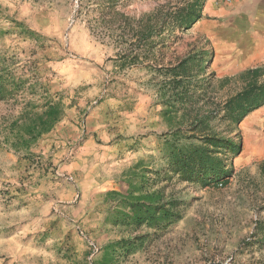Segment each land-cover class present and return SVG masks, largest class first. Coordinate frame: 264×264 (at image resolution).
I'll return each mask as SVG.
<instances>
[{
    "label": "rangeland",
    "instance_id": "374dc122",
    "mask_svg": "<svg viewBox=\"0 0 264 264\" xmlns=\"http://www.w3.org/2000/svg\"><path fill=\"white\" fill-rule=\"evenodd\" d=\"M188 1L116 0L110 17L106 0H0V54L33 62L43 90L20 86L0 102V264H264V122L255 140L243 128L264 106L238 131L212 114L241 73L264 65L225 45L243 0H205L184 32L144 18ZM193 54L173 89L167 71ZM43 95L64 116L15 151L5 125L22 124L23 106ZM190 148L226 174L182 166L178 151ZM135 198L153 225L126 224Z\"/></svg>",
    "mask_w": 264,
    "mask_h": 264
},
{
    "label": "trees",
    "instance_id": "16d2710c",
    "mask_svg": "<svg viewBox=\"0 0 264 264\" xmlns=\"http://www.w3.org/2000/svg\"><path fill=\"white\" fill-rule=\"evenodd\" d=\"M205 0H189L184 3L182 7H175L172 11H167L162 14V10L158 9L146 16L145 19H156L158 16L163 15L170 20L168 24L169 30L172 32H184L188 30L195 22L201 18V10ZM116 0H106L104 11L105 15H116L115 11ZM143 20V19H142ZM17 27H21L20 25ZM164 27V26H163ZM26 38H33L34 34L24 30ZM2 28H0V37L4 35ZM196 59L195 54L183 59L175 67L169 68L168 77L170 78L169 84L173 89L184 87L185 79L180 77L182 74H187L188 66L192 64ZM16 56H8L7 52L0 54V102L10 101L17 93L18 89L24 88L26 85L39 86V77L36 72V67L33 62L24 61L20 66H17ZM206 63V60L205 62ZM18 73L19 74L18 76ZM212 75V74H211ZM238 78L243 82V87L235 95L229 97L221 106H218L212 113L214 118L225 121L227 124V130L238 131L237 127L240 122L253 111L264 106V66H258L255 68L247 69L241 73ZM184 82V83H183ZM43 91V90H42ZM44 96V95H43ZM42 97V96H41ZM45 103L42 106H37L33 103H26L22 108L21 123L9 122L5 125V131H9L11 139H4V143L9 145L15 151L27 150L29 147L38 140L43 134H46L56 123H58L64 116L62 106L58 102L48 100L44 96ZM197 122L198 119H197ZM204 122H200L203 126ZM195 128H198V124H193ZM212 146L215 148L220 145L222 140L213 138L209 140ZM232 151L238 149L232 143L229 145ZM179 155H184L182 158V166L187 169L198 170L197 176H202L204 171H209L213 176H222L226 174L223 172L225 165H222L219 160H214L205 152H199L197 149H186V154L178 151ZM191 164V165H189ZM110 195H117L116 193H109ZM130 208L129 218H134L131 223L126 224H140L145 218H148L147 222L153 225L155 221L152 220L153 216L149 212L146 205L139 202L138 198L132 201L126 202ZM122 216V215H121ZM162 223L170 221V215L167 212L162 213ZM162 225L159 226V228ZM232 264V263H229Z\"/></svg>",
    "mask_w": 264,
    "mask_h": 264
},
{
    "label": "crops",
    "instance_id": "0c3cea01",
    "mask_svg": "<svg viewBox=\"0 0 264 264\" xmlns=\"http://www.w3.org/2000/svg\"><path fill=\"white\" fill-rule=\"evenodd\" d=\"M211 4V1L208 2V8ZM243 6L248 13L232 18V25L227 28L232 35L230 39L227 37L225 45L234 50L231 51L232 56L239 57L241 64L264 65V0H243Z\"/></svg>",
    "mask_w": 264,
    "mask_h": 264
},
{
    "label": "bare ground",
    "instance_id": "6f19581e",
    "mask_svg": "<svg viewBox=\"0 0 264 264\" xmlns=\"http://www.w3.org/2000/svg\"><path fill=\"white\" fill-rule=\"evenodd\" d=\"M264 122V109L256 111L252 117L243 123L245 132L249 134L251 140H255L257 127ZM247 142V141H246Z\"/></svg>",
    "mask_w": 264,
    "mask_h": 264
}]
</instances>
